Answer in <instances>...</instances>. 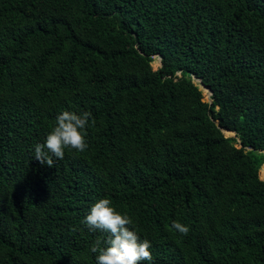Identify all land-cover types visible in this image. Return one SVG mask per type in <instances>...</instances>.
<instances>
[{
  "label": "trees",
  "instance_id": "obj_1",
  "mask_svg": "<svg viewBox=\"0 0 264 264\" xmlns=\"http://www.w3.org/2000/svg\"><path fill=\"white\" fill-rule=\"evenodd\" d=\"M263 168L264 0H0V264H264Z\"/></svg>",
  "mask_w": 264,
  "mask_h": 264
},
{
  "label": "rangeland",
  "instance_id": "obj_2",
  "mask_svg": "<svg viewBox=\"0 0 264 264\" xmlns=\"http://www.w3.org/2000/svg\"><path fill=\"white\" fill-rule=\"evenodd\" d=\"M160 66H161V59L159 57H156L154 62H153L154 70H157ZM209 100H210L209 93H205V101H209ZM226 136L232 137L233 135L226 133Z\"/></svg>",
  "mask_w": 264,
  "mask_h": 264
},
{
  "label": "water",
  "instance_id": "obj_3",
  "mask_svg": "<svg viewBox=\"0 0 264 264\" xmlns=\"http://www.w3.org/2000/svg\"><path fill=\"white\" fill-rule=\"evenodd\" d=\"M160 59H161V57H159ZM194 82H198V83H201L202 84V82H201V80H199V79H197V78H195L194 79ZM202 87L205 89V90H207L208 92H209V97L211 96V94H212V92L209 90V89H207L203 84H202ZM210 101V100H209ZM211 102V101H210ZM224 133L226 134V133H229V134H232L234 137H236V133L235 132H229V131H224ZM261 176H262V179L264 180V168H263V170H262V172H261Z\"/></svg>",
  "mask_w": 264,
  "mask_h": 264
}]
</instances>
